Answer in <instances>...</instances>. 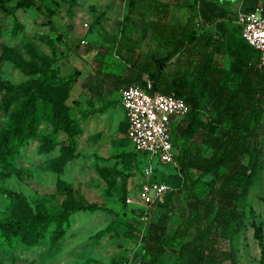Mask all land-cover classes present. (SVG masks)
Instances as JSON below:
<instances>
[{
    "label": "rangeland",
    "instance_id": "1",
    "mask_svg": "<svg viewBox=\"0 0 264 264\" xmlns=\"http://www.w3.org/2000/svg\"><path fill=\"white\" fill-rule=\"evenodd\" d=\"M25 1L0 0V135L10 133L0 147V220L41 211L60 220L34 244L0 229V264H131L150 217L168 209L163 196L145 220L142 183L169 184L167 205L188 198L185 191L176 198L175 165L134 151L125 135L120 77L131 71L116 46L129 0ZM262 1L221 0L229 7L224 19L234 23L240 7ZM238 38L234 29L231 41ZM218 59L228 64L226 53ZM27 98L32 121L25 126V115L17 127ZM72 201L84 206L64 212ZM243 206L239 231L219 244L237 264H264V154Z\"/></svg>",
    "mask_w": 264,
    "mask_h": 264
},
{
    "label": "trees",
    "instance_id": "2",
    "mask_svg": "<svg viewBox=\"0 0 264 264\" xmlns=\"http://www.w3.org/2000/svg\"><path fill=\"white\" fill-rule=\"evenodd\" d=\"M227 15L221 0H129L116 46L131 71L120 77L122 85L147 74L154 89L173 91L189 104L172 127L176 198L185 191L188 199L167 205L173 188L166 191L160 204L168 209L150 217L131 264H220L226 258L237 264L233 250L225 251L219 241L239 231L243 203L264 154V62L241 35L231 41L238 27L224 19ZM225 53L227 65L218 59ZM32 105L27 98L17 110V127L25 115V126L30 125ZM7 136L0 135V147ZM81 206L72 201L64 212ZM57 221L41 211L15 222L0 220V229L23 233L24 241L34 244ZM252 225L258 234L254 219Z\"/></svg>",
    "mask_w": 264,
    "mask_h": 264
},
{
    "label": "built area",
    "instance_id": "3",
    "mask_svg": "<svg viewBox=\"0 0 264 264\" xmlns=\"http://www.w3.org/2000/svg\"><path fill=\"white\" fill-rule=\"evenodd\" d=\"M234 23L240 35L259 52L264 62V6L237 10ZM120 104L126 120L125 135L134 151L156 156L162 162L175 164L172 127L175 118L189 110L184 98L173 91L153 88V80L144 74L142 80L120 87ZM150 171V170H147ZM172 187L165 182L142 183V198L146 206L143 217L149 219L148 206L162 200Z\"/></svg>",
    "mask_w": 264,
    "mask_h": 264
},
{
    "label": "water",
    "instance_id": "4",
    "mask_svg": "<svg viewBox=\"0 0 264 264\" xmlns=\"http://www.w3.org/2000/svg\"><path fill=\"white\" fill-rule=\"evenodd\" d=\"M262 241L264 246V216H263V224H262Z\"/></svg>",
    "mask_w": 264,
    "mask_h": 264
},
{
    "label": "crops",
    "instance_id": "5",
    "mask_svg": "<svg viewBox=\"0 0 264 264\" xmlns=\"http://www.w3.org/2000/svg\"><path fill=\"white\" fill-rule=\"evenodd\" d=\"M121 86H122V85H121ZM121 86H120V87H121ZM123 117H124V115H123ZM124 121H125V126H126V120H125V118H124Z\"/></svg>",
    "mask_w": 264,
    "mask_h": 264
}]
</instances>
